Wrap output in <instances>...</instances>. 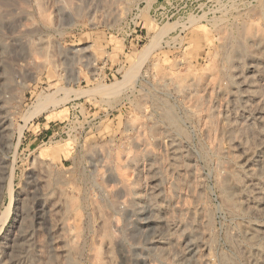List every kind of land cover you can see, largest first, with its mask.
Returning <instances> with one entry per match:
<instances>
[{
	"label": "rangeland",
	"instance_id": "obj_1",
	"mask_svg": "<svg viewBox=\"0 0 264 264\" xmlns=\"http://www.w3.org/2000/svg\"><path fill=\"white\" fill-rule=\"evenodd\" d=\"M0 41V264H174L207 215L209 264H243L222 117L264 0H0ZM153 201L167 224L141 223Z\"/></svg>",
	"mask_w": 264,
	"mask_h": 264
},
{
	"label": "bare ground",
	"instance_id": "obj_2",
	"mask_svg": "<svg viewBox=\"0 0 264 264\" xmlns=\"http://www.w3.org/2000/svg\"><path fill=\"white\" fill-rule=\"evenodd\" d=\"M2 43H3V41H2ZM259 47L260 46H258V49H259ZM263 67H264V58H263V56H261L260 54H255V55H252L249 58V60L244 63V69L243 70H237L236 72L234 71L235 72V74H234L235 85L233 86L231 84L232 87L228 88L226 94H227V97H228V104H229V102L230 103L235 102L236 106H237L235 108H237L236 110H238V112L235 113V115H234V113H231L230 108H228V110H226V113L224 112L225 114H223L224 116L222 117L223 120H224V123H225V131H226L225 133H227V135L229 137L228 140H229L230 146H229L228 149H230V150L239 149V153H240V154L238 153L236 155V158H234V162H232L228 166V170H227V173H226V176H225V179H224L225 181H223V185H222L223 186V194L227 198V200H229V201L230 200L233 201L235 199L234 201L238 202L239 206L245 212L251 214V216H252L251 219H249V220L247 219V221H244L243 223L240 222L241 223V227L237 231V234H236V237L239 240V242L238 243L236 242V243L239 245V249L241 251L242 258H243V264H264V223L260 222L258 220V218L260 216L264 215V71H263ZM186 90H187V88H186ZM188 96H190V95H188ZM39 102H40V100H39ZM39 102L37 101L38 104H39ZM233 106H235V105H233ZM0 117H1L0 118V131L4 132V131H6V129H8V124H7L8 123V118H7L6 114H4V112H3V115L0 116ZM160 127H161V125H160ZM251 127H252V129L254 131L253 132L254 135L253 134H250V135L251 136L253 135L254 139H252L253 138L252 137L251 138L252 141L248 142L250 135L248 136L249 132L246 134V129H249ZM252 129H251V131H252ZM237 132H238L239 136H237L238 135ZM240 132H241V134H240ZM176 148H179V147L177 146ZM229 151L227 150V152H229ZM231 152H229V153H231ZM170 171H173V170H170ZM149 176H151V175H149ZM199 176H201V175H199ZM154 180L157 181L158 179L155 178ZM156 183H160V182L158 181ZM196 184H198V183H196ZM157 185L158 184H155V185L153 184V186H156V187L153 188L152 192H154V193H152V194H155L157 192V191H154L156 189L159 191L160 187L158 189ZM199 191H198V193H200ZM153 196H156V195H153ZM155 199H157V198H155ZM224 203H226V202L224 201ZM194 204L195 203H193V205ZM229 204H230V202H229ZM228 205L225 206V207L228 208ZM231 205H232V203H231ZM162 206L163 205H161V203L153 201V203L150 204V208H152L153 210H155L157 212L156 215L153 216V217H150V219L149 218L145 219V221H142L141 223L157 222V224L159 225V224H163V223L166 222V224H167L168 219L166 221V219H164V215L162 217V215L159 214L160 212H162ZM142 207L143 206H141V208ZM203 207H204V205H203ZM206 207H208V206H206ZM192 210H194V209H192ZM142 211H144V210H142ZM231 214H232V212H231ZM193 216H194V214H193ZM201 216L202 215H199V218ZM208 216L209 215L206 216V219L205 218L203 219V217L200 218L201 221L204 220L200 224L201 225L200 226L201 229H199L197 227L198 226L197 225L196 227L198 228V231H197V229H195L196 232H194L192 230L189 232V230H188L189 239H188L187 243L185 242V247H183L184 248L183 250H181V251L173 250V255H172L173 261L172 262L174 264H190L191 260L196 261V264H201L202 262H204V264H209L210 263V259L208 258L209 251L211 249L210 241H208V240L206 241L205 240L206 236L204 237V234L205 233L207 234L210 231V229L207 230V227L211 226V224H212V219L211 218L209 219ZM211 216H212V214L210 215V217ZM170 228L175 229L173 227V225L169 224L168 229L170 231L168 233H166L167 235H165V233H164V235L162 233L160 235L157 234L158 236L157 235L156 236L153 235L148 243L149 244H154V245H157V246H160V247H163V248H165V246L171 244V238H172L173 235L171 236L172 232H171ZM186 229H184V230L186 231ZM234 230H235V228H234ZM180 233H181V231H180ZM185 235H187V233ZM30 236H29L28 232L20 233L19 239H20V242H21L22 250H21V255H19V257H21V258L28 257L27 255H31L32 252L34 251V248L36 247L34 245V247L32 249L31 246L34 243H33L32 238ZM205 245L208 246L207 247L208 252L207 251L205 252V249H206ZM159 249H161V248H159ZM165 250L166 249L160 250V252H159L160 256H163ZM166 251L168 253V250H166ZM198 251H201L202 254L197 253ZM195 253H197L199 256L197 254H195ZM168 254H167V256H168ZM210 255H212V254H210ZM162 258H164V257H162ZM232 259H233V257H232ZM27 260H28V258H27ZM211 260H213V259H211ZM221 262H223V261H221ZM25 264H27V263H25Z\"/></svg>",
	"mask_w": 264,
	"mask_h": 264
}]
</instances>
